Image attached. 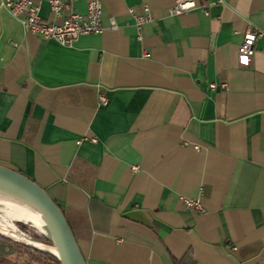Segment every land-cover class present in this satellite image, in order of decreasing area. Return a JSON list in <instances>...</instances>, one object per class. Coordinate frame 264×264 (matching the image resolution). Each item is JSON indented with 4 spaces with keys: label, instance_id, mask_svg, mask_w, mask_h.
<instances>
[{
    "label": "crops",
    "instance_id": "obj_1",
    "mask_svg": "<svg viewBox=\"0 0 264 264\" xmlns=\"http://www.w3.org/2000/svg\"><path fill=\"white\" fill-rule=\"evenodd\" d=\"M99 1L102 32L70 47L0 7V165L60 206L86 264H264V0Z\"/></svg>",
    "mask_w": 264,
    "mask_h": 264
},
{
    "label": "built area",
    "instance_id": "obj_2",
    "mask_svg": "<svg viewBox=\"0 0 264 264\" xmlns=\"http://www.w3.org/2000/svg\"><path fill=\"white\" fill-rule=\"evenodd\" d=\"M72 0H51L49 1L51 11L55 17H61L60 22H47L42 19L40 5L32 0H2L0 7L6 10L13 18L18 20L22 26L32 35L43 39L53 40L61 46L70 47L81 36L98 35L102 32L101 24L102 4L99 0L90 1L87 4L86 12L80 13L70 8ZM195 7L192 0H177L168 9L169 15H179ZM64 11L68 13L63 15ZM134 27L137 31V38L141 39L142 30L145 25L152 21L150 10L143 6L139 10L128 9ZM118 25L113 17H109V29L116 30ZM261 36L249 27L243 36V41L239 47V53L243 56H250L253 53L254 43ZM145 56H148L147 54ZM224 87L225 84H221ZM215 84H210L209 88L214 89ZM99 103L104 105L106 99L99 97ZM186 208L202 210L197 199H184Z\"/></svg>",
    "mask_w": 264,
    "mask_h": 264
},
{
    "label": "water",
    "instance_id": "obj_3",
    "mask_svg": "<svg viewBox=\"0 0 264 264\" xmlns=\"http://www.w3.org/2000/svg\"><path fill=\"white\" fill-rule=\"evenodd\" d=\"M0 192L25 202L43 224L59 264H86L60 206L49 194L19 171L0 165Z\"/></svg>",
    "mask_w": 264,
    "mask_h": 264
},
{
    "label": "trees",
    "instance_id": "obj_4",
    "mask_svg": "<svg viewBox=\"0 0 264 264\" xmlns=\"http://www.w3.org/2000/svg\"><path fill=\"white\" fill-rule=\"evenodd\" d=\"M30 128L31 127L29 126V129ZM28 131L29 130H26L25 133H28ZM62 213L75 237V240L77 241L78 234L76 232V229H74L72 222L63 210ZM17 225L20 226L23 231L28 230L27 227H25L24 225H21L19 223ZM31 239L37 243H43L45 245L51 246V243L46 236L32 235ZM0 243L3 246L8 245L12 253L9 256L5 254L4 249L0 247V264H59L58 260L54 255L35 249L25 243H18L1 235Z\"/></svg>",
    "mask_w": 264,
    "mask_h": 264
},
{
    "label": "bare ground",
    "instance_id": "obj_5",
    "mask_svg": "<svg viewBox=\"0 0 264 264\" xmlns=\"http://www.w3.org/2000/svg\"><path fill=\"white\" fill-rule=\"evenodd\" d=\"M0 212L2 213L0 216L1 221L5 224H8V220L23 224H30L41 233L46 234V230L39 218L35 215L31 208L18 197L0 192ZM7 226L12 227L10 224ZM31 244L43 251L51 254L54 253V248L50 245L41 243Z\"/></svg>",
    "mask_w": 264,
    "mask_h": 264
},
{
    "label": "rangeland",
    "instance_id": "obj_6",
    "mask_svg": "<svg viewBox=\"0 0 264 264\" xmlns=\"http://www.w3.org/2000/svg\"><path fill=\"white\" fill-rule=\"evenodd\" d=\"M1 215H2V213L0 212V216ZM7 223L10 224L12 227H8L7 226L8 224L3 223L1 221V218H0V235L1 236L5 237V238H8V239H11L12 241H15V242H18V243H25V244L30 245L31 247H33L35 249L43 251V250H41V249H39V248H37V247H35L34 245L31 244V243H37V242H35L34 240L31 239V236L32 235L45 236V234L41 233L40 231H38L35 227H33L30 224H23V223L14 222V221H11V220H8ZM18 223L21 224V225H24L25 227H27V229H28L27 231L28 232L27 231H23V229L20 226L17 225ZM41 244H43V243H41ZM0 247H2L4 249L5 254H7L9 256L12 254L8 245L3 246L0 243ZM43 252L49 253V252H46V251H43Z\"/></svg>",
    "mask_w": 264,
    "mask_h": 264
}]
</instances>
